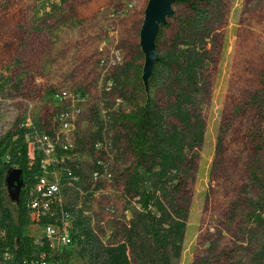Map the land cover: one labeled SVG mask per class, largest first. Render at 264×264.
<instances>
[{"label": "rangeland", "instance_id": "rangeland-1", "mask_svg": "<svg viewBox=\"0 0 264 264\" xmlns=\"http://www.w3.org/2000/svg\"><path fill=\"white\" fill-rule=\"evenodd\" d=\"M150 2L0 0V138L16 126L30 130L32 142L42 133L56 138L58 162L48 175L74 222L72 244L50 251L48 264H99L96 250L121 242L139 210L136 200L125 206L133 158L128 126L118 118L131 108L130 65L144 63L140 42ZM214 3L220 11L210 33V94L201 100L205 137L173 264H247L264 246V225L251 216L264 211V0ZM193 15L189 4L174 5L161 54ZM63 91L73 102L60 97ZM152 95L162 104L168 99L162 85ZM14 173L8 171L2 196L16 214ZM83 227L92 234L80 235ZM23 234L40 240L45 230L31 225ZM0 264L16 263L0 253Z\"/></svg>", "mask_w": 264, "mask_h": 264}, {"label": "trees", "instance_id": "trees-1", "mask_svg": "<svg viewBox=\"0 0 264 264\" xmlns=\"http://www.w3.org/2000/svg\"><path fill=\"white\" fill-rule=\"evenodd\" d=\"M214 1H175L167 19L173 16L176 4H189L193 17L181 22L172 45L163 54L158 47L167 19L160 25L155 38L157 59L146 81L141 44L144 63L130 65L131 108L118 120L128 126L127 142L133 158L124 182L125 206L136 200L139 210L124 226L121 242L100 245L96 250L94 257L99 264H132L130 254L138 264H173L181 256L191 202L189 185L195 178L206 130L201 100L210 94L206 74L211 64L210 33L214 15L220 11ZM201 2L205 5L201 6ZM159 85L168 96L165 104L152 95ZM27 133L25 126H16L0 138V253L12 256L16 264H30L38 258L39 251L46 253L48 261L49 243L42 239L44 246L39 247V240L24 235L23 229L61 223L60 214L65 211L63 204L57 203L38 221L31 218L30 204L36 197L33 189L43 169L39 159H30ZM222 142L220 137L219 150ZM10 169L16 172V184L20 185L16 214L2 196ZM251 216L258 225H264V211L255 210ZM71 227L72 221L70 230ZM90 234L89 227L80 232ZM71 237L73 241L72 234ZM247 264H264V246L252 254Z\"/></svg>", "mask_w": 264, "mask_h": 264}, {"label": "built area", "instance_id": "built-area-1", "mask_svg": "<svg viewBox=\"0 0 264 264\" xmlns=\"http://www.w3.org/2000/svg\"><path fill=\"white\" fill-rule=\"evenodd\" d=\"M121 59L119 53H116L114 62H118ZM62 99H71L73 102L74 98L67 91L60 93ZM79 112L78 110H76ZM68 116V114H62L63 116ZM66 125L67 121H64ZM29 127V126H27ZM31 129V128H30ZM34 134V133H33ZM37 141H30V130L26 135V140L29 144V155L31 161L39 159L40 166L43 169L42 175L38 178V182L33 189V194L35 198L31 201V218L38 221L41 217L52 212V206L57 203H61L60 195L61 190L58 182L49 179L50 167H55L58 162L57 156V140L55 137L47 133L37 134ZM99 144L97 143L96 146ZM33 147V149H32ZM61 149L67 150V146H61ZM71 175V172H70ZM61 223L56 224H44L41 227L45 230V236L42 238L49 243L50 251L57 249L58 246L67 247L72 244V237L70 234V221L68 216H66L65 211L62 210ZM2 232L0 231V237ZM40 239L37 242L39 247H43L45 241ZM37 259L31 261L30 264H48L46 260V253L44 251H39Z\"/></svg>", "mask_w": 264, "mask_h": 264}, {"label": "water", "instance_id": "water-1", "mask_svg": "<svg viewBox=\"0 0 264 264\" xmlns=\"http://www.w3.org/2000/svg\"><path fill=\"white\" fill-rule=\"evenodd\" d=\"M177 0H151L146 13L145 26L143 29V37L141 46L145 53V72L143 75L146 81L152 71L154 61L157 59L155 51V38L160 25L166 22L167 16L173 13V3ZM16 172L13 175L12 183L17 189V197L20 191V185L15 178Z\"/></svg>", "mask_w": 264, "mask_h": 264}]
</instances>
